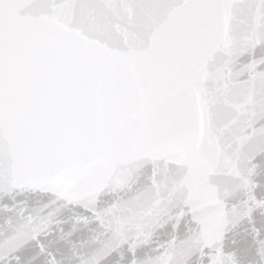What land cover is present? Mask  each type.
Masks as SVG:
<instances>
[{"label": "water", "instance_id": "water-1", "mask_svg": "<svg viewBox=\"0 0 264 264\" xmlns=\"http://www.w3.org/2000/svg\"><path fill=\"white\" fill-rule=\"evenodd\" d=\"M0 264H264V0H0Z\"/></svg>", "mask_w": 264, "mask_h": 264}]
</instances>
